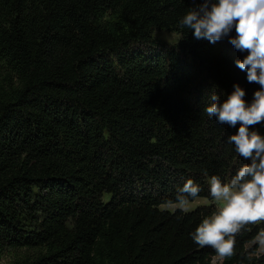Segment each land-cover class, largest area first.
Instances as JSON below:
<instances>
[{
	"label": "trees",
	"instance_id": "16d2710c",
	"mask_svg": "<svg viewBox=\"0 0 264 264\" xmlns=\"http://www.w3.org/2000/svg\"><path fill=\"white\" fill-rule=\"evenodd\" d=\"M193 0H0V258L11 264H264L243 226L232 255L191 233L216 211L163 208L188 179L212 198L248 161L204 108L249 83L229 36L196 39ZM177 31L176 44L154 36ZM264 135V124L255 126ZM108 195V198L105 196ZM197 196V197H198ZM192 200V198H189ZM215 257L218 259L215 260ZM220 258V259H219Z\"/></svg>",
	"mask_w": 264,
	"mask_h": 264
},
{
	"label": "clouds",
	"instance_id": "9594fccd",
	"mask_svg": "<svg viewBox=\"0 0 264 264\" xmlns=\"http://www.w3.org/2000/svg\"><path fill=\"white\" fill-rule=\"evenodd\" d=\"M193 5L181 19V28L194 30L196 39L212 43L229 36L234 28L229 43L247 53L236 64L247 72L249 83L261 86L251 103L238 83L223 102L213 86L204 108L220 124L232 128L239 125L229 140L239 156L248 161L228 182L215 175L210 178L216 211L203 218L191 233L199 246L212 247L224 257L232 255L235 236L243 226L264 221V135L255 130L256 125L264 124V0H193ZM199 192L194 181L188 179L179 190L178 205L183 208ZM260 243L264 244V233Z\"/></svg>",
	"mask_w": 264,
	"mask_h": 264
},
{
	"label": "rangeland",
	"instance_id": "374dc122",
	"mask_svg": "<svg viewBox=\"0 0 264 264\" xmlns=\"http://www.w3.org/2000/svg\"><path fill=\"white\" fill-rule=\"evenodd\" d=\"M154 36L159 39L160 41L166 42L168 44H176L180 38V34L177 31H173V30H168V29H157L154 32ZM107 194L105 197L108 198ZM204 204H212L214 206V208L216 209V205L215 202L213 200V198H209V197H205V196H198L192 200H190V203H188L187 205H185L183 207L184 210H190L193 209L197 206L200 205H204ZM163 208H169V209H175L180 207L178 205L177 202H173V203H168V204H163L162 205ZM182 208V207H181ZM262 233H259L255 239L248 244V246H251L252 244H256L257 245V251L256 254L260 255L264 253V244L260 243V236ZM13 251L12 250H8L7 252H5L3 254V256L0 258V264H11L14 256H13ZM218 258L215 257V260H217ZM220 259V258H219Z\"/></svg>",
	"mask_w": 264,
	"mask_h": 264
}]
</instances>
